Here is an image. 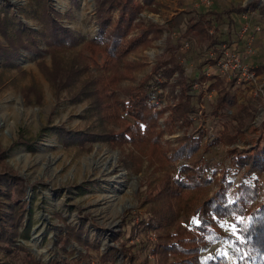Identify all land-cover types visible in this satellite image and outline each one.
I'll return each mask as SVG.
<instances>
[{
	"label": "rangeland",
	"instance_id": "1",
	"mask_svg": "<svg viewBox=\"0 0 264 264\" xmlns=\"http://www.w3.org/2000/svg\"><path fill=\"white\" fill-rule=\"evenodd\" d=\"M76 1L78 5L73 0H50V6L60 13L58 21L81 38L80 44L54 55L43 51L39 57L19 45L15 50L12 48L16 26H10V21L41 31L43 23L37 18L43 11L41 3L39 5L38 0H0V23L3 24L0 27V51L11 52L10 61L15 64L14 67L5 66L9 59L0 56V154L3 153L0 174L19 177L25 188L22 199L16 189L11 191V199L0 195V217L2 212H7L10 200L22 204L23 215L19 219L22 225L15 233V242L25 250L20 251L18 257H12L0 248V264H26L27 253L41 264H49L54 259L64 260L65 264H86L77 261L86 248L76 237H72L71 245H67V251L74 252L66 254L64 244H59L67 227L75 231L83 227V238L97 244L100 254L111 248L117 249L115 264H132L131 255L136 259L134 264H154L156 258L151 248L158 242L157 233L143 230L141 221L153 217L149 196L155 194L161 180L167 175L174 178L183 165L196 164L202 167L203 177L213 178L212 190L227 178L233 182L232 191H235V187L245 182L243 172L233 166L225 143L212 144L220 135L223 124L227 122L231 127L234 118L245 117L242 120H245L247 132L245 139L235 147H251L254 141L264 145V11L255 3V12L249 21L250 25L253 22L261 25L258 32L248 31L253 37L255 51L245 60L250 72H238L232 88L228 73L214 91L196 86L202 99L196 101L199 114L188 133L202 136V148L190 161L168 162L161 167L151 152H142L130 144L113 145L99 137V141L85 146L65 147L53 131L60 127L74 134L104 136L108 131L120 130L102 119L98 111L100 106L92 99L95 80L112 75L103 67L106 57L102 52L94 55L83 48L88 40L98 36L97 11L106 0ZM157 1L160 7L144 6L140 14L141 29L152 30L157 38L130 54L122 64V79L113 88L118 102L128 100L144 82L161 83L165 70L176 67L180 74L176 73L165 88L154 93L160 108L173 104L180 93L179 83L187 82V76L194 78L198 64L213 53L201 34L187 31L197 21V12L205 11V7L195 8L200 0ZM209 1L212 6L217 2L228 3V0ZM172 13L177 14L175 19L166 22ZM225 30L224 24L221 25L219 31ZM236 32L225 33L223 40L233 44L243 42L245 46V39H240ZM37 40L39 48L45 50L47 44L39 37ZM241 48L244 52V47ZM135 64H141V67L135 68ZM251 73L255 74L254 78L249 76ZM228 92L233 93L234 103H227L225 117L214 119L212 111L217 99ZM248 104L251 116L243 109ZM183 135L180 131L166 135L165 149L169 148V142L173 143ZM2 190L6 192L4 187ZM180 221L189 229L199 224L194 214L182 216ZM216 233L218 240L209 251L201 253L203 262L208 257L217 258L232 252L226 237L237 235L235 221L232 218L221 221ZM120 234L124 236L118 238ZM4 245L2 242L1 246Z\"/></svg>",
	"mask_w": 264,
	"mask_h": 264
},
{
	"label": "trees",
	"instance_id": "2",
	"mask_svg": "<svg viewBox=\"0 0 264 264\" xmlns=\"http://www.w3.org/2000/svg\"><path fill=\"white\" fill-rule=\"evenodd\" d=\"M38 1L43 8L37 15L43 23L42 30L34 31L21 22L15 24L10 21V26H16L12 48L15 50L19 45L23 49L32 50L31 52L40 57L43 51L54 55L77 47L81 38L58 21L61 15L51 8L50 0ZM73 3L78 5L76 0H73ZM144 6L155 9L160 7V4L157 0L104 1L97 11L98 36L88 40L83 46L91 54L102 52L106 57L103 67L112 75L95 80L91 90L92 99L98 102L102 119L108 124L120 127V130L108 131L104 136L96 133L74 134L60 127H55L53 131L59 135L65 147L76 144L85 146L87 143L99 141V137L113 145L130 144L142 152H151L155 162L163 167L168 162L190 161L202 148V136L188 133L199 114L197 103L202 99V93L197 91L196 86L200 89L205 86L207 91H214L219 86L221 77L218 74L208 76L206 71L209 67L217 65L222 58L224 45L232 47V42L223 40L225 33L230 31L231 34L235 30V22L230 16L233 13L241 14L246 8H233L226 12L229 21L226 23L225 32L219 31L222 14L210 11L196 14L197 21L191 24L187 31L201 34L208 41L214 56L206 57L198 64L196 75L192 79L182 70L188 81L179 83L180 93L173 104L160 108L161 104L156 103L154 93L165 88L170 79L180 72L176 67L165 70L161 83L150 80L140 84L126 101L118 102L113 92V88L118 86L122 79L120 70L127 57L144 45L152 43L154 37L157 38L152 30L141 29L140 14ZM2 25L0 23V27ZM210 28L215 30L214 34H210ZM37 37L47 44L45 50L39 48ZM26 40L27 43L24 42ZM240 50L242 51V48ZM0 53L3 59H9L5 66H15L10 61L11 52ZM1 67H4L3 63ZM136 67H141V64H135ZM236 82V78L232 79L230 88L234 87ZM232 94L228 92L217 99L212 111L214 119L225 117L227 103H234ZM243 109L251 116L250 104ZM244 118H234L231 127L225 122L220 135L212 142L213 145L225 143L229 147V156L233 158V166L243 172L245 182L235 187V191H232L233 182L227 178L212 190L213 178L203 177L202 167L195 164L181 166L174 178L167 175L161 180L155 194L149 196L153 217L142 220L141 223L143 230L157 233L158 242L151 248L156 258L154 264H264V145L260 144V141H254L251 147H235L247 135L246 124L243 123L245 120H242ZM178 131L184 132V135L173 143L169 142V148L165 149V136H172ZM3 187L6 192L2 190ZM14 189L21 199L25 197V188L19 177L9 173L0 174V195L11 199V191ZM6 208L7 212H2L0 217V248L7 250L12 257H18L20 251H25L15 242V233H18L17 230L22 225L19 220L23 215L22 204L10 200ZM191 214L197 216L199 224L189 229L181 223L180 218ZM229 218L235 221L237 227V235L226 237L232 252H226V255L222 254L217 258L208 257L203 262L201 253L209 251L215 244L219 238L216 233L219 223ZM27 229L29 228L26 227ZM83 235V227L77 231L67 227L60 237L59 244H64L63 250L66 254L74 252L75 250L67 251V245H71L72 237H76L86 248L85 253H80L77 261L86 264H115L117 249L111 248L100 254L97 244H93L88 238L84 239ZM123 236L124 234H120L118 238ZM2 242L6 245L1 246ZM130 257L134 264L135 257ZM25 263L41 264L28 253ZM49 264H65V261L54 259Z\"/></svg>",
	"mask_w": 264,
	"mask_h": 264
},
{
	"label": "built area",
	"instance_id": "3",
	"mask_svg": "<svg viewBox=\"0 0 264 264\" xmlns=\"http://www.w3.org/2000/svg\"><path fill=\"white\" fill-rule=\"evenodd\" d=\"M260 8L264 11V0H257ZM204 4H207L208 6L211 5V2L208 0L204 1ZM249 29H252L253 31H260L261 30V25L260 24H256L253 25V27L249 24H245L243 26H241V28L238 31V35H240V39H245L246 43L244 46H241L239 43V46H237V44H232V47L234 48H228L226 47V45L223 46L224 51V55L222 56V58L219 60V62L217 63V65L209 67L207 69V75L211 76V75H215L218 74L221 78L223 76H225L227 73L229 74V79H234V78H238L237 74L238 72H250V67L248 64L245 63V60L248 57H251L252 55H254L255 51L252 45V41H253V37L251 34H248ZM210 34H214V30L212 29L210 31ZM235 45V46H234ZM186 48H188L189 44H185ZM241 47H244V52L243 50L241 51ZM244 54H241V53ZM214 56V52L211 53L208 57ZM249 76H251L252 78H254L255 74L251 73V75L249 74Z\"/></svg>",
	"mask_w": 264,
	"mask_h": 264
},
{
	"label": "crops",
	"instance_id": "4",
	"mask_svg": "<svg viewBox=\"0 0 264 264\" xmlns=\"http://www.w3.org/2000/svg\"><path fill=\"white\" fill-rule=\"evenodd\" d=\"M196 1H199V0H195V2ZM204 1L205 0H200V2L202 4L200 2H197L196 5H195V8H197V7L204 8L205 7V11L203 9H200L201 10L200 12H208V11H210V12H213V13L222 14V16L220 17V20H219V28H220V26L222 24H224V26L226 28V23L229 21V17L226 15V12L228 10L233 9V8H241V7L246 8V10L243 12L244 14H242V13L241 14L233 13L232 16H230L231 19H233L234 22H235V25H236L235 31H237V32L239 31L241 26H243L245 24H249V21H251L250 17L255 12L253 10L255 3H257L258 8L261 10L257 0H228L227 1L228 3L224 4L225 7H224V5L221 2L214 3L213 6H212V3H211V5L208 6L207 4H204ZM223 3H226V2H223ZM219 5L223 6L224 8L221 9ZM227 5H228V7H227ZM200 12H197V13H200ZM176 15L177 14L172 13L171 16H169L168 20H166V22L171 23L172 20L175 19ZM253 23L254 24H251L252 27H253V25L258 24L256 22H253ZM249 26H250V24H249ZM242 44L243 43L241 42V46H242Z\"/></svg>",
	"mask_w": 264,
	"mask_h": 264
},
{
	"label": "water",
	"instance_id": "5",
	"mask_svg": "<svg viewBox=\"0 0 264 264\" xmlns=\"http://www.w3.org/2000/svg\"><path fill=\"white\" fill-rule=\"evenodd\" d=\"M232 263V262H231ZM233 264V263H232Z\"/></svg>",
	"mask_w": 264,
	"mask_h": 264
}]
</instances>
